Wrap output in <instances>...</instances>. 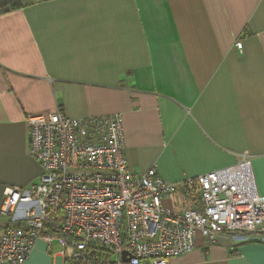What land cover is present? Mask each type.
Here are the masks:
<instances>
[{
	"label": "crops",
	"instance_id": "crops-1",
	"mask_svg": "<svg viewBox=\"0 0 264 264\" xmlns=\"http://www.w3.org/2000/svg\"><path fill=\"white\" fill-rule=\"evenodd\" d=\"M0 14V209L42 174L27 119L120 114L127 168L169 183L239 164L264 197V0H23ZM237 41L243 50L236 48ZM164 203L189 208L179 195ZM0 210V237L12 226ZM169 264H264V243L221 235ZM24 264H65L44 242ZM146 264V263H142Z\"/></svg>",
	"mask_w": 264,
	"mask_h": 264
},
{
	"label": "built area",
	"instance_id": "built-area-1",
	"mask_svg": "<svg viewBox=\"0 0 264 264\" xmlns=\"http://www.w3.org/2000/svg\"><path fill=\"white\" fill-rule=\"evenodd\" d=\"M58 110L27 119L42 174L4 191L1 214L13 225L1 234L0 264H24L41 241L57 242L65 264H169L194 252L198 236L211 245L224 234L264 243V197L247 154L230 168L169 183L156 168L129 171L120 114L81 120ZM176 195L189 208L164 203Z\"/></svg>",
	"mask_w": 264,
	"mask_h": 264
},
{
	"label": "trees",
	"instance_id": "trees-1",
	"mask_svg": "<svg viewBox=\"0 0 264 264\" xmlns=\"http://www.w3.org/2000/svg\"><path fill=\"white\" fill-rule=\"evenodd\" d=\"M29 4L23 0H0V14L14 12L26 8Z\"/></svg>",
	"mask_w": 264,
	"mask_h": 264
},
{
	"label": "water",
	"instance_id": "water-1",
	"mask_svg": "<svg viewBox=\"0 0 264 264\" xmlns=\"http://www.w3.org/2000/svg\"><path fill=\"white\" fill-rule=\"evenodd\" d=\"M123 261L125 262H129L130 259L128 258V254L124 252V255H123Z\"/></svg>",
	"mask_w": 264,
	"mask_h": 264
}]
</instances>
